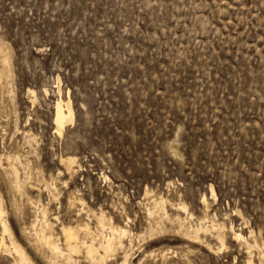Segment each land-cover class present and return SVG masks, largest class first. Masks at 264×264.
<instances>
[{
    "label": "rangeland",
    "instance_id": "1",
    "mask_svg": "<svg viewBox=\"0 0 264 264\" xmlns=\"http://www.w3.org/2000/svg\"><path fill=\"white\" fill-rule=\"evenodd\" d=\"M0 45L12 68L0 81V196L33 264L52 263L32 240L42 217L32 200L61 243L62 222L96 229L101 210L126 225L129 264H264V0H0ZM60 98L74 115L63 134ZM69 154L72 174L61 163ZM160 196L168 218L149 214ZM180 202L193 213L186 226L222 221L226 247L220 227L190 239L175 220L187 216ZM13 254L0 244V264Z\"/></svg>",
    "mask_w": 264,
    "mask_h": 264
},
{
    "label": "bare ground",
    "instance_id": "2",
    "mask_svg": "<svg viewBox=\"0 0 264 264\" xmlns=\"http://www.w3.org/2000/svg\"><path fill=\"white\" fill-rule=\"evenodd\" d=\"M2 45H3V43H2ZM3 50H4L3 47L0 45V52H4ZM11 73H12V68H11L10 55L7 51H5L3 53V66L2 67L0 66V81H2L4 78L9 77L11 75ZM55 105H56V107H55L54 121L56 124V129H57V131H59V133L63 134L62 131L64 130L65 124L69 121H74L73 120V118H74L73 117L74 116L73 115V108H72L71 102L69 100L64 101L62 98H60L56 102ZM25 133H27V132H25ZM12 155H8L6 159H9V161H10L14 156V155L13 156ZM4 156H6V155H4ZM4 156L0 155V165L1 166H4L3 162H2L5 160V159L2 160ZM17 157H16V159H17ZM7 162H8V160H7ZM23 162H26V161H23ZM8 163H9L8 165H10V162H8ZM26 163H28V162H26ZM61 163L65 167V169L70 174H72L73 172L76 171L75 166L78 164V157L74 154L62 156L61 157ZM20 166H21V164H20ZM25 167H27V166H25ZM10 169H12V173L15 176L14 187L17 189V191L22 190L23 186L25 185L24 183L25 182L27 183V181L23 182V180L21 179L17 165H14L12 163ZM22 170H23V168H22ZM27 170H28V167H27ZM29 170H28V172L31 173ZM31 170H32V168H31ZM37 172H39V170ZM105 178H107V177H105ZM26 179L28 180V177ZM33 184H35V183H33ZM34 186L35 185H32V187H34ZM24 190H25V188H24ZM211 192L214 196H216L213 186L211 187ZM74 198L78 199L83 204L84 207L86 206V202H85L84 198L79 197V196H76ZM202 201L204 202V205L208 209L209 203L207 202L206 195L203 197ZM31 202L34 203L36 205V207L39 209V213L42 217L40 216L41 218L37 219V222L34 221L33 224L31 223L33 232L31 233L30 232L31 230L30 231L28 230V232H30L32 234V240L37 245V247L45 250V252H46L45 256L49 260V262H51L52 264H60L59 263V260H60L59 257H62V259L67 260L68 263L73 264V263L77 262V258H75L74 256L80 252H83L86 255V257L92 261V263L93 262H99L102 264H107V261L110 259L112 260L114 258V256L119 251L122 252V259H121L122 264H129L131 262V257H132V253H133L132 249H133V247H135V245H133V243H134L133 237H135L134 236L135 233L132 232L126 225L115 224L113 222L112 218L107 217L106 214L103 212V210H101V212L98 214L94 213V215L97 217L96 229L95 228L93 229V227L90 225L89 222H80V221H78L76 223H73V222L64 223V222H62L61 226L59 228L60 229L59 232H60L61 236L63 237L64 241H63V243H61L60 238H59L60 236H58V233L55 231L54 222L49 217L47 208L40 202V200H32ZM152 204L153 205L148 208L150 215L155 216L156 214H158V215L163 216V217H167V218L169 217V213H168V210L166 207V199L163 196L156 198ZM179 208L183 209L185 212H187V216L182 217L181 215L178 214V216L176 217L175 220H176V222L179 223L178 225H180V227L182 229L185 228L184 230L186 231L187 234L190 235V239L192 237L193 240L203 241V240H205L204 234L207 232V229L209 230V228H210L209 226L213 227L214 230L219 229V227H220L221 230L218 231L217 237L221 241L222 246L219 248L226 247L227 244L225 242V234L222 232V229L225 226V224L222 223V221L218 222L215 218H212L211 220L209 219V222L211 223V224L208 223L209 225H203L206 223V220H207L206 219V220H202L204 223L200 224L198 226H195V225L194 226L193 225L186 226V222L188 220L187 218H189V217L192 218L193 213L187 208V205L183 202L179 203ZM36 211H38V210H36ZM88 211H91V209L89 207H88ZM185 212H184V214H186ZM206 213H207V211H206ZM206 213H204V214H206ZM0 215H1L0 222H1V225L3 228V232H4V234L8 233V236H9V240H6L5 235L3 234L0 238V244L5 249L12 250V252H14L13 255H15V256H14V258H12L13 261L11 262V264H33L32 259L30 257V254H28L26 249L21 245V243H19L17 241V239L14 236L13 230H12L11 225H10L6 215H5V211H4V208L2 206L1 196H0ZM207 215H206V217H207ZM160 216H159V218H161ZM156 217H157V215H156ZM37 218H39V217L37 216ZM172 218H175V217H172ZM161 219H163V221H164V218H161ZM161 219H159L160 221L157 220L158 221V225H157L158 227L157 228H163L162 227L163 224H162ZM199 220H201V219H199ZM169 222H171V221H169ZM188 223H190V221ZM155 226H153V227H155ZM231 227H232L231 230H233L234 237L237 240L241 241L242 239H244V240L247 239L246 236L243 234L242 230L240 231L238 229H235L234 226H231ZM150 228H151V226H150ZM175 230H177V229H175ZM143 234L145 235V233H143ZM179 234H181V233L179 232ZM126 239H128V242H126ZM7 241H9V242H7ZM205 242H207V241H205ZM245 242H246V240H245ZM255 243H258V242H255ZM255 243H253V244L255 245ZM248 244H250V243H248ZM209 245H210V243H209ZM248 246L250 247V245H248ZM210 247H212V246H210ZM261 252H263V251L261 250ZM152 253H153V251H152ZM62 263H64V262H62Z\"/></svg>",
    "mask_w": 264,
    "mask_h": 264
}]
</instances>
